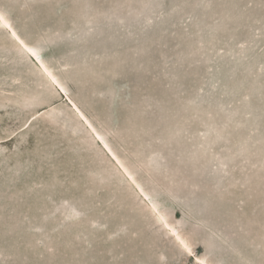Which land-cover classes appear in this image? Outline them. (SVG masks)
<instances>
[{"label": "rangeland", "instance_id": "rangeland-1", "mask_svg": "<svg viewBox=\"0 0 264 264\" xmlns=\"http://www.w3.org/2000/svg\"><path fill=\"white\" fill-rule=\"evenodd\" d=\"M0 18V264H264V0Z\"/></svg>", "mask_w": 264, "mask_h": 264}, {"label": "bare ground", "instance_id": "bare-ground-1", "mask_svg": "<svg viewBox=\"0 0 264 264\" xmlns=\"http://www.w3.org/2000/svg\"><path fill=\"white\" fill-rule=\"evenodd\" d=\"M29 50L31 51V50H33V49H32V48H29ZM61 89L64 90V87L61 86Z\"/></svg>", "mask_w": 264, "mask_h": 264}, {"label": "snow or ice", "instance_id": "snow-or-ice-1", "mask_svg": "<svg viewBox=\"0 0 264 264\" xmlns=\"http://www.w3.org/2000/svg\"><path fill=\"white\" fill-rule=\"evenodd\" d=\"M0 19H2V18H0Z\"/></svg>", "mask_w": 264, "mask_h": 264}]
</instances>
